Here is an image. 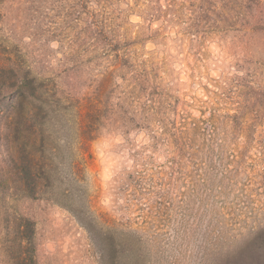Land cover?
Here are the masks:
<instances>
[{"label": "rangeland", "instance_id": "rangeland-1", "mask_svg": "<svg viewBox=\"0 0 264 264\" xmlns=\"http://www.w3.org/2000/svg\"><path fill=\"white\" fill-rule=\"evenodd\" d=\"M165 5L0 0V264H203L264 237V0H196L194 31L187 3L179 18ZM75 107L96 129L79 188L102 254L53 201L70 205L65 182L40 194L21 184L23 171H52L48 146L39 167V128L61 144ZM121 108L149 121L125 129ZM176 129L190 143L181 169Z\"/></svg>", "mask_w": 264, "mask_h": 264}, {"label": "trees", "instance_id": "trees-1", "mask_svg": "<svg viewBox=\"0 0 264 264\" xmlns=\"http://www.w3.org/2000/svg\"><path fill=\"white\" fill-rule=\"evenodd\" d=\"M157 1V0H155ZM195 1L196 0H184V2H178V0H166L165 8H161V11L163 13H169L172 15V17L179 18V11L180 8L187 3V6L191 7V15L192 19L195 21H192L188 28L190 31L197 30V28L200 25V20L198 11L195 9ZM28 82V81H27ZM30 83H33L34 80H30ZM57 91V90H56ZM64 98V102H68L73 97L72 94L67 92V95H62ZM76 109L72 113L76 117V121L72 126H67L66 132L70 131L72 133L68 135V138H64L61 141V144H59V140L61 137L56 139L55 145H48L47 141H44L43 139V133L44 129L42 127L39 128V136H40V156H39V167L42 165V160L44 161V155L43 151L46 146L50 147L51 155H53V159L51 157V162L47 164L51 167V163L53 162L54 166L51 167L50 170L52 171H44V169H40V171H23V176L21 180V184L23 185V190L25 192H28L27 194H40L45 187H54L53 181H57L59 183L65 182V186L63 187V192L61 193V196H66L67 200L70 202V205H64L60 202L59 199L53 198V201L55 203L61 204L62 206H67V209L74 215V217L77 219V221L87 230L90 240L95 247V249L98 251V253L102 254V251L104 249L103 245V233L102 230L99 227H96V225L93 223L95 222V215L93 214V211L91 210V207L89 204V199H85L83 190H80L79 187H81V183L83 181V173L84 171L83 164H82V153L84 152L83 144L90 138L88 137V134H92L93 131H95V126L93 122L85 121L84 115L81 112L80 109L75 107ZM78 109V110H77ZM122 114L125 116L127 113H129V117H123L121 118V124H123V127L128 128V121L134 124H140L147 123L149 121V114L148 110L145 108H136L134 110L130 111H122V108L120 110ZM46 112V111H45ZM44 112V113H45ZM124 112V113H123ZM90 116V115H88ZM43 117H46L45 114ZM125 118V119H124ZM138 119L137 122H135V119ZM68 122V121H67ZM127 122V123H126ZM198 127L196 125H193L189 128V131L191 133H195L197 131ZM182 129H176L174 133V140L172 142H175V145L177 147V152L175 154L176 157H178L179 161V168L181 169V156L182 151L184 147H189L190 143L188 142L189 138L187 139L183 138V131ZM60 131V129H57V132ZM178 131V133H177ZM180 132V133H179ZM67 134V133H66ZM151 138L155 141H157L158 137L154 133H150ZM74 135V137H73ZM47 144V145H46ZM55 160V163L54 161ZM42 168V167H41ZM55 174H57L55 176ZM34 175V182L33 185L30 186V183L28 181V177L30 176L33 180ZM55 177V178H54ZM53 179V180H52ZM55 179V180H54ZM66 179H68V183H66ZM70 181H73L76 186L78 187V192L75 195H72V185H70ZM43 187V188H42ZM82 188V187H81ZM82 192V193H81ZM68 195H71L68 196ZM58 198V197H57ZM119 232L122 236L125 237H132V238H138L141 239V236L139 235V232L135 229H131L130 227L120 229ZM21 242L26 241L28 239V235L26 231H20ZM203 264H264V237H254L251 239H248L245 241L240 248H238L236 251L233 252H227V253H214L211 254Z\"/></svg>", "mask_w": 264, "mask_h": 264}]
</instances>
